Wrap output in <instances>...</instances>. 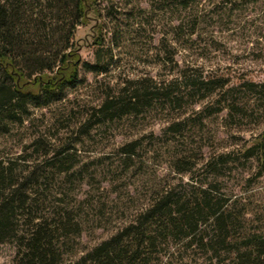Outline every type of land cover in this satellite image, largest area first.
Instances as JSON below:
<instances>
[{"label":"rangeland","instance_id":"1","mask_svg":"<svg viewBox=\"0 0 264 264\" xmlns=\"http://www.w3.org/2000/svg\"><path fill=\"white\" fill-rule=\"evenodd\" d=\"M24 2L29 8L36 3ZM99 7V15L77 28L79 81L46 105L32 104L25 121L0 136L5 157L31 161L38 151L77 150L73 173L56 175L41 188L44 207L66 208L84 231L64 248L81 251L102 241L128 223L153 190L184 185L191 175L245 197L258 213L253 225L264 227L258 160L229 164L219 175L200 164L250 144L264 130V0H100ZM38 12L45 23L34 30L37 44L55 53L63 15ZM106 63L105 72L89 68ZM185 74L227 86L215 82L194 91L185 87ZM142 79L161 87L151 104L113 117L99 111L107 97L132 91ZM132 142L137 152L125 160L122 148ZM182 156L196 163L189 173L178 172ZM17 250L15 240L0 243V264H16Z\"/></svg>","mask_w":264,"mask_h":264},{"label":"trees","instance_id":"2","mask_svg":"<svg viewBox=\"0 0 264 264\" xmlns=\"http://www.w3.org/2000/svg\"><path fill=\"white\" fill-rule=\"evenodd\" d=\"M35 1L29 8L24 0H0V136L8 133L12 124L23 123L32 104L46 105L79 81L83 64L77 28L100 14V0ZM39 9L63 15L57 19L63 24L62 45L55 53H45L37 44L34 30L45 23ZM97 44L104 45V39L99 37ZM89 68L105 72L108 64ZM147 80L142 79L128 93L107 97L99 111L112 117L118 112L138 113L161 89ZM215 82H222V89L227 86L202 75L185 74L183 79L187 89L198 92ZM232 106L240 109L237 103ZM72 148L38 151L39 156L31 161L22 155L0 156V243L17 241L16 264H264V227L253 225L258 214L255 207L245 197L226 195L219 184L195 175L184 185H162L153 190L128 223L95 245L81 251L74 245L65 249L84 231L66 208L58 205L50 211L44 207L47 196L41 188L56 175L73 173L77 150ZM137 148L135 142L124 146L125 160L132 159ZM252 159L259 161L261 176L264 130L250 144L213 155L200 164L219 175L229 164ZM177 162L179 173H189L196 166L183 156Z\"/></svg>","mask_w":264,"mask_h":264}]
</instances>
